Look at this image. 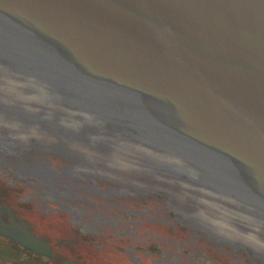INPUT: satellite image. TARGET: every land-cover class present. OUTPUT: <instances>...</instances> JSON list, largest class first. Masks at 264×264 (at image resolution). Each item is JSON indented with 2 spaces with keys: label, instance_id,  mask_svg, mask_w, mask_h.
<instances>
[{
  "label": "water",
  "instance_id": "1",
  "mask_svg": "<svg viewBox=\"0 0 264 264\" xmlns=\"http://www.w3.org/2000/svg\"><path fill=\"white\" fill-rule=\"evenodd\" d=\"M0 122L21 141H57L51 126L66 123L130 159L167 156L237 207L174 192L180 212L207 217L185 220L264 260V0H0Z\"/></svg>",
  "mask_w": 264,
  "mask_h": 264
},
{
  "label": "flooded vegetation",
  "instance_id": "2",
  "mask_svg": "<svg viewBox=\"0 0 264 264\" xmlns=\"http://www.w3.org/2000/svg\"><path fill=\"white\" fill-rule=\"evenodd\" d=\"M8 128L0 123V264H219L185 240L195 242L199 233L206 250L226 246L230 257L240 250L243 263L257 256L177 213V185L161 182L156 159L154 168L133 163L121 170L110 161L125 158L109 152L79 162L70 152L18 143Z\"/></svg>",
  "mask_w": 264,
  "mask_h": 264
},
{
  "label": "rangeland",
  "instance_id": "3",
  "mask_svg": "<svg viewBox=\"0 0 264 264\" xmlns=\"http://www.w3.org/2000/svg\"><path fill=\"white\" fill-rule=\"evenodd\" d=\"M200 239H201V241H200ZM185 240L187 242H189L190 244L196 246V247H194V246L191 247V249H194V248L201 246L200 248H202L206 251V253L209 256V259L212 260L214 257H217V258H219V261H220L219 264H230L222 255H218L219 252L212 245H210V249L206 250V248H207L206 240L200 234L197 237H195V242H192L189 237H185ZM212 264H214V263H212Z\"/></svg>",
  "mask_w": 264,
  "mask_h": 264
},
{
  "label": "bare ground",
  "instance_id": "4",
  "mask_svg": "<svg viewBox=\"0 0 264 264\" xmlns=\"http://www.w3.org/2000/svg\"><path fill=\"white\" fill-rule=\"evenodd\" d=\"M17 140V139H16ZM18 143H21L22 141L21 140H17Z\"/></svg>",
  "mask_w": 264,
  "mask_h": 264
}]
</instances>
